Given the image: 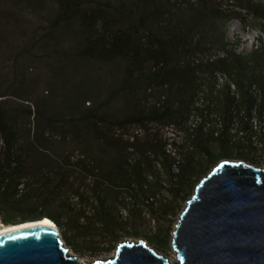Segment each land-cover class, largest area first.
<instances>
[{
    "label": "trees",
    "instance_id": "obj_1",
    "mask_svg": "<svg viewBox=\"0 0 264 264\" xmlns=\"http://www.w3.org/2000/svg\"><path fill=\"white\" fill-rule=\"evenodd\" d=\"M225 2L236 8H223L222 0H0L7 15L29 10L40 21L41 33L30 45L48 57L52 79L69 80L64 64L76 58L109 66L102 97L80 111L74 94L67 118L58 111L43 118V101L0 99V221L47 217L77 251L75 241L94 225L115 240L114 231L140 213L128 202L140 201L150 221L163 220L211 164L234 157L258 161L264 50L237 53L227 34L231 19L247 16L264 31V5ZM205 52V60L197 58ZM194 114L199 120L190 131ZM151 125H160L159 131L172 125L189 138L191 151L167 153L165 137ZM132 126L141 130L126 135ZM47 130L60 141L70 136L78 153L57 152ZM119 208L127 210L125 218ZM148 240L160 243L161 232Z\"/></svg>",
    "mask_w": 264,
    "mask_h": 264
},
{
    "label": "water",
    "instance_id": "obj_2",
    "mask_svg": "<svg viewBox=\"0 0 264 264\" xmlns=\"http://www.w3.org/2000/svg\"><path fill=\"white\" fill-rule=\"evenodd\" d=\"M52 223L0 235V264H264V166L221 159L199 179L171 232L173 260L126 240L112 257L78 262Z\"/></svg>",
    "mask_w": 264,
    "mask_h": 264
},
{
    "label": "rangeland",
    "instance_id": "obj_3",
    "mask_svg": "<svg viewBox=\"0 0 264 264\" xmlns=\"http://www.w3.org/2000/svg\"><path fill=\"white\" fill-rule=\"evenodd\" d=\"M259 3L264 5V0H259ZM222 7L225 9H235L236 5L222 0ZM7 14L5 8L0 6L1 100L20 105L43 101L47 110V114H44L43 118L51 116V114H53L52 112L56 111L65 115L63 116L64 118H67L66 115L69 114V109L73 106L72 100H74V94L77 96V108L80 111L85 110L86 107L91 104V98L102 97L109 82V66L81 58L66 60L67 62L64 66L66 67L68 74L71 76H68L69 80L63 78L52 79L51 73L53 70L49 69L47 63L48 57L39 55L38 49L30 45V42L32 41L31 38L36 37L38 33H41V30L38 29L40 24L38 18L31 14L29 10L19 11L16 9L13 10L12 14ZM259 26L258 21L249 16H247L246 21L244 22H240L238 19H231L228 26V42L235 44L233 48L237 53L244 54L245 52H249L250 50L259 47L264 50V31H262ZM196 56L197 58L205 60L207 53H198ZM60 82L62 84L65 83L66 86L58 84ZM10 88L17 91L18 93H16L19 94L22 99L14 96V91ZM78 93H81L79 97ZM2 94L5 95L1 97ZM24 98H27V101L24 100ZM119 105V102H114L112 106L113 108H118ZM210 106L212 107L211 103ZM211 112L214 113L215 111L213 110ZM38 121H41L40 118H38ZM159 126L151 125L149 128L157 131V133L161 134V136L163 135L165 138L172 139L176 153L183 156L191 151V143L186 135L182 134L175 127H173V130L171 131H159ZM138 129L141 130V128L136 126L129 127L126 135H129L130 132L138 131ZM45 133L48 137L52 136L51 139L55 140V142H59L53 143V148H55L57 152L74 151V154L78 153V146L73 142L70 136L63 141H60L58 140V134H55V132L47 130ZM215 150L216 145L212 144L211 151L215 152ZM254 156L258 161L249 162L264 166V145L255 149ZM229 159L239 160L242 158L234 157ZM218 161L211 164L210 168ZM207 172L208 170L206 173ZM206 173H203L200 178ZM189 197L190 195L183 200L175 202L174 209L170 212L167 218H164L163 220L155 219L154 222L150 221V216L147 214L146 207L140 201L136 202L134 205L132 202H128L130 210L138 208L140 213L136 216H130V223L124 230L114 231L113 234L116 237L115 240L112 241L109 234L103 233L101 227L94 225L91 234H87L82 240L78 239L75 241L77 242V244H75L78 248L77 251L71 248L59 231L61 244L68 249V254L75 255L78 260L82 259V262L90 263L96 259L112 257L117 244L121 241L130 240L136 242L137 240H142L159 252L163 257L168 260H173L174 251L170 244L172 237L171 232L178 219V215ZM132 222L136 225L135 227L130 225ZM0 225L6 224H3L0 221ZM133 229L136 230V232H139V234L133 235L126 233V231ZM157 230L161 232L162 241H160V243L150 242L148 240V235ZM85 244L89 245L86 246Z\"/></svg>",
    "mask_w": 264,
    "mask_h": 264
},
{
    "label": "bare ground",
    "instance_id": "obj_4",
    "mask_svg": "<svg viewBox=\"0 0 264 264\" xmlns=\"http://www.w3.org/2000/svg\"><path fill=\"white\" fill-rule=\"evenodd\" d=\"M40 226H54V224L47 217H43L38 220L24 221V222L15 223V224L0 225V235L13 232L16 230L40 227ZM82 261H83L82 259L78 260V262H82Z\"/></svg>",
    "mask_w": 264,
    "mask_h": 264
},
{
    "label": "built area",
    "instance_id": "obj_5",
    "mask_svg": "<svg viewBox=\"0 0 264 264\" xmlns=\"http://www.w3.org/2000/svg\"><path fill=\"white\" fill-rule=\"evenodd\" d=\"M211 57H214V56H211ZM223 79L222 76L219 77V80ZM231 87H233V85H231ZM196 120H199V117L194 114L192 116H190L189 120H188V125H189V130L192 131V129L194 128V125L196 124ZM253 124L255 123V120L253 118ZM166 130H173V126L172 125H168V126H165L163 128V131H166ZM166 139V143H165V151L167 153H170L171 155H174L176 156V153H175V147L173 146V140L170 139V138H165ZM119 215L121 218H125L126 215H127V210L125 208H119V211H118ZM151 222H154V220H151Z\"/></svg>",
    "mask_w": 264,
    "mask_h": 264
}]
</instances>
